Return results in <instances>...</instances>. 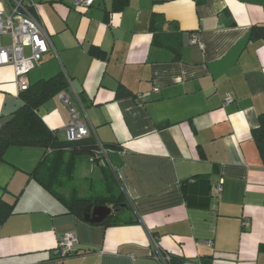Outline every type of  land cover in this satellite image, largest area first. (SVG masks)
Segmentation results:
<instances>
[{
    "label": "crops",
    "instance_id": "obj_1",
    "mask_svg": "<svg viewBox=\"0 0 264 264\" xmlns=\"http://www.w3.org/2000/svg\"><path fill=\"white\" fill-rule=\"evenodd\" d=\"M33 2L51 46L28 83L60 72L69 79L60 92L96 138L113 145L134 221L99 224L68 212L29 177L43 148L10 146L0 197L20 195L0 226V264H160L150 236L175 264H264V164L252 137L264 113V40L249 39V28L264 23V0H128L120 10L113 0ZM154 14L167 21L166 34L178 26L177 39L164 37L168 45L153 42ZM10 40L0 35V46ZM20 92L12 63L1 64L0 120L21 106ZM38 114L65 138L70 116L58 93ZM80 170L90 178L78 192L88 196L107 169L82 157L74 176ZM69 232L76 253L60 259L54 250Z\"/></svg>",
    "mask_w": 264,
    "mask_h": 264
},
{
    "label": "trees",
    "instance_id": "obj_2",
    "mask_svg": "<svg viewBox=\"0 0 264 264\" xmlns=\"http://www.w3.org/2000/svg\"><path fill=\"white\" fill-rule=\"evenodd\" d=\"M127 4L128 0H113L112 9L120 10ZM166 22L163 15H152L150 29L153 32L154 43L168 45L164 39L165 36L178 38L179 29L176 24L174 25L176 31L173 33L166 34L162 31ZM249 39L264 40V23L253 24L249 28ZM89 51L95 56L103 57L105 55L97 46H91ZM68 85V78L60 72L47 79H40L29 84L26 90L20 92L21 106L0 120V162L5 160V152L10 146H39L43 148L44 152L34 169L28 173L29 177L34 178L59 199L68 212L83 216V207L87 203H91L93 206L107 205L111 207V213L99 224L131 223L134 221L128 212L131 209V204L121 188L116 170L112 168V166H118L110 159L113 145L103 143L111 150L108 153V160L104 158L91 162L107 169L100 190L94 191L92 187L88 196L80 195L78 187L74 184V169L77 161L82 157H86L89 161L98 148L96 140L93 137H81L75 140H67L66 137L60 139L56 135V131L51 130L36 111L43 102L61 90L67 89ZM126 93L125 89L120 90V94ZM252 137L264 164V113L259 115L258 124L252 129ZM64 190L67 192L65 193ZM19 195L20 193L15 194L11 200H7L3 196L0 197V226L12 214ZM263 247L261 246V248ZM75 253L76 250L70 255ZM175 260L176 257L170 254L169 264H175Z\"/></svg>",
    "mask_w": 264,
    "mask_h": 264
},
{
    "label": "built area",
    "instance_id": "obj_3",
    "mask_svg": "<svg viewBox=\"0 0 264 264\" xmlns=\"http://www.w3.org/2000/svg\"><path fill=\"white\" fill-rule=\"evenodd\" d=\"M95 0H73L74 7L90 6ZM7 9L0 8V35H9L10 43L0 46V65L12 63L15 73V83L18 91L26 90L29 87L27 73L36 67L44 54L50 51V38L45 30L43 23L33 12V0H7ZM192 43H199L196 35H193ZM25 48L30 49V53H25ZM68 82L70 83L69 79ZM157 90V88H154ZM59 100L66 106L69 113V122L65 125V137L67 140H75L81 137H93L97 143L95 153L89 158L90 162L96 159H107L111 151L99 141L92 126L80 120L79 112L70 101L69 95L65 92L58 93ZM233 100L231 95H227L224 103ZM114 170L117 167L112 166ZM221 184L214 187V192H221ZM248 226V222L243 223ZM150 242L154 247V254L160 264H169L170 254L162 251L156 244V238L150 236ZM77 238L75 233H65L57 241L54 250L56 256L64 257L75 252Z\"/></svg>",
    "mask_w": 264,
    "mask_h": 264
},
{
    "label": "water",
    "instance_id": "obj_4",
    "mask_svg": "<svg viewBox=\"0 0 264 264\" xmlns=\"http://www.w3.org/2000/svg\"><path fill=\"white\" fill-rule=\"evenodd\" d=\"M38 112V109L36 110ZM111 213V207L107 205H92L87 203L83 207V217L86 221L99 223Z\"/></svg>",
    "mask_w": 264,
    "mask_h": 264
},
{
    "label": "rangeland",
    "instance_id": "obj_5",
    "mask_svg": "<svg viewBox=\"0 0 264 264\" xmlns=\"http://www.w3.org/2000/svg\"><path fill=\"white\" fill-rule=\"evenodd\" d=\"M28 74V73H27ZM82 164H84V165H88L87 163H85L84 161H82ZM75 176L76 177H79V179H75L76 181L74 182V184H75V186H78V188L80 187V183H84L85 185H87V184H89V180L87 179H84L85 177H89V176H87V175H85V177H84V175H82L81 174V170H80V172L79 171H77V172H75ZM82 178V179H81ZM90 178V177H89ZM100 188H101V183H100V181H97V179H93V189H94V191H99L100 190Z\"/></svg>",
    "mask_w": 264,
    "mask_h": 264
}]
</instances>
